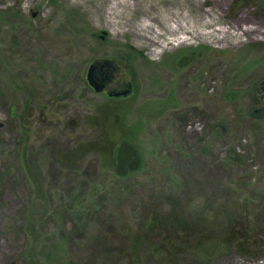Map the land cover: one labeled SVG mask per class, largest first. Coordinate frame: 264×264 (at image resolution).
<instances>
[{
	"label": "rangeland",
	"instance_id": "1",
	"mask_svg": "<svg viewBox=\"0 0 264 264\" xmlns=\"http://www.w3.org/2000/svg\"><path fill=\"white\" fill-rule=\"evenodd\" d=\"M94 7L0 0V264H264V0H201L256 30L156 58Z\"/></svg>",
	"mask_w": 264,
	"mask_h": 264
},
{
	"label": "bare ground",
	"instance_id": "2",
	"mask_svg": "<svg viewBox=\"0 0 264 264\" xmlns=\"http://www.w3.org/2000/svg\"><path fill=\"white\" fill-rule=\"evenodd\" d=\"M84 4L94 2L93 13L113 34L131 32L138 39L133 43L145 47L154 58L170 44L202 39L210 42H240L253 30L244 26L234 31L230 26L211 28L222 20L213 9L195 11L201 0H72ZM140 14V16H138ZM182 34V35H180ZM189 40V41H188Z\"/></svg>",
	"mask_w": 264,
	"mask_h": 264
},
{
	"label": "water",
	"instance_id": "3",
	"mask_svg": "<svg viewBox=\"0 0 264 264\" xmlns=\"http://www.w3.org/2000/svg\"><path fill=\"white\" fill-rule=\"evenodd\" d=\"M94 64H90L87 72H86V80L88 84L95 90V91H101L104 87V83H100L96 81L94 78ZM127 90L119 91V92H109V95H120L125 94ZM251 116L261 119L264 118V109L251 113ZM117 157H118V163L116 166V173L118 174H125L127 170H134L137 169L140 166L141 160L140 156L138 154L137 148L129 143L127 140H124L120 143L119 149L117 151ZM127 160H130L127 164ZM127 164V165H126Z\"/></svg>",
	"mask_w": 264,
	"mask_h": 264
},
{
	"label": "trees",
	"instance_id": "4",
	"mask_svg": "<svg viewBox=\"0 0 264 264\" xmlns=\"http://www.w3.org/2000/svg\"><path fill=\"white\" fill-rule=\"evenodd\" d=\"M0 15L4 16V15H6V12L5 11H0ZM108 126L110 127V122L108 123L106 121L105 122L102 121L101 128H102L103 131L105 130V132L103 133V138L101 139V142H103V141H105L107 139V137H106L107 136L106 130L108 131ZM233 160H236V159L233 158ZM27 264H29V262H27ZM136 264H138V262Z\"/></svg>",
	"mask_w": 264,
	"mask_h": 264
},
{
	"label": "flooded vegetation",
	"instance_id": "5",
	"mask_svg": "<svg viewBox=\"0 0 264 264\" xmlns=\"http://www.w3.org/2000/svg\"><path fill=\"white\" fill-rule=\"evenodd\" d=\"M93 75H94V78L96 79V81H99V82L103 83V81H101L100 79L97 78V76L95 75V73H94ZM103 90H104V89H103ZM103 90H102V91H103ZM125 90H126V89H125ZM130 90H131V89L128 88V91L126 92L125 95H127L128 93H130ZM121 91H123V90H121ZM129 161H130V160H127V164L129 163ZM127 164H126V165H127Z\"/></svg>",
	"mask_w": 264,
	"mask_h": 264
}]
</instances>
